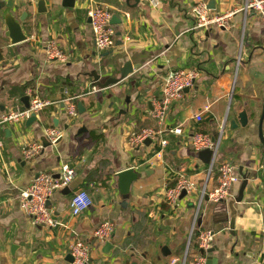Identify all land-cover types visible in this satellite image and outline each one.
I'll return each instance as SVG.
<instances>
[{
  "label": "crops",
  "instance_id": "1",
  "mask_svg": "<svg viewBox=\"0 0 264 264\" xmlns=\"http://www.w3.org/2000/svg\"><path fill=\"white\" fill-rule=\"evenodd\" d=\"M211 1L94 0L122 20L115 48L104 52L94 46L88 0H78L73 9L63 7V0H45L44 13H39V0H16L15 10H0V115L24 109L29 89L51 103L37 122L6 126L0 135V264H70V245L76 240L91 244L90 264H183L186 254L189 261L200 254L191 235L196 216L198 230L215 233L208 260L264 264V156L253 117L264 101V23L256 14L238 13L231 29L191 32L194 6ZM214 1V14L236 11L244 3ZM7 15L21 24L26 41L11 43ZM51 41L67 62L47 60ZM127 62L138 67L128 79L106 89L94 86L92 72L104 83L119 78ZM177 70L200 74L195 87L170 106L164 124L165 130L182 127L183 134L165 133L166 148L159 142L130 146L132 133L157 128L154 101L161 97L163 78ZM71 98H78L75 117L68 111ZM242 110L250 125L232 130L231 121ZM199 114L201 122L195 119ZM50 127L64 136L46 147ZM197 131L213 139L223 132L217 162L233 164L240 178L228 200L243 198L235 205L234 234L227 204L205 200L199 207L206 182L213 190L218 173L208 176L209 165L193 150L191 137ZM32 142L42 143L44 150L26 160L23 148ZM66 164L76 170L71 193L59 190L48 203L61 225L36 227L19 195L41 173L59 178ZM129 168L140 177L125 198L117 174ZM180 176L196 188L172 207L166 186H174ZM80 190L91 195L93 206L75 217L69 204ZM105 221L114 223L115 232L110 240L97 241L93 231Z\"/></svg>",
  "mask_w": 264,
  "mask_h": 264
},
{
  "label": "built area",
  "instance_id": "2",
  "mask_svg": "<svg viewBox=\"0 0 264 264\" xmlns=\"http://www.w3.org/2000/svg\"><path fill=\"white\" fill-rule=\"evenodd\" d=\"M91 2L89 10V18L91 19L92 33L94 46L98 52H104L115 48L117 42L116 26L112 25L113 12L102 4ZM157 7L158 4L154 3ZM193 13L195 16V23L190 30L191 32H198L209 29L213 26L225 30L233 27L232 19L238 14L242 13L245 16L256 14L264 23V0H244L243 5L236 11L225 12L222 14H214L209 9L205 2H200L194 6ZM48 61L67 62L68 56L61 51L56 42L48 43L45 50ZM200 78V74L196 70H177L170 72L165 76L160 85L161 97L154 101V109L152 118L157 124V128H144L132 133L128 138V144L132 147H137L145 143L147 140L152 142H159L162 148H166L168 141L163 138L165 133L182 135V127L173 129H164V124L168 117L170 106L180 100L186 90H191L195 87ZM96 87V86H95ZM94 87V92L97 88ZM27 95L30 98V106L28 109L9 111L0 115V135L6 126L21 124L29 120L33 115H38L51 105L48 101L41 100L36 92L32 89L27 90ZM78 98H71L68 100V111L71 117H75L76 100ZM197 122L202 121V115L195 117ZM46 138L50 145H57L63 138L64 133L57 127H50L45 131ZM223 132L217 139L203 134L202 132H195L191 137V145L195 153H200L204 150H211L214 152L211 164L208 167V176H211L215 170L218 173L217 186L213 190L207 189V182L199 197V207L207 200L213 204H220L227 202L231 196V189L240 180L236 173V168L230 162H217V154L219 144L222 139ZM1 148V144H0ZM44 150V145L40 142H32L23 148V156L26 160H32ZM76 177V170L70 165L66 164L62 167L59 178H55L53 174L41 173L35 177L29 187L22 191L19 195V202L23 211L31 218L34 226H43L53 228L61 225L56 221L54 212L48 207L53 195L66 187H68ZM195 184L185 176H180L177 182L172 187H167L165 190V198L168 204L172 207H177L181 201L183 192H186V197L195 191ZM70 211L75 217L82 215L93 206V199L91 195L85 191H78L70 201ZM196 216L191 235L197 237L198 248L200 254L192 261H189L186 254L183 264H207L208 251L212 249L215 241V233L210 230L200 231L197 228ZM115 232V225L110 221L102 222L94 231L93 238L97 241L110 240ZM92 246L82 240H76L70 245V255L73 262L70 264H90L91 262ZM203 252V253H202ZM174 260L172 264H176Z\"/></svg>",
  "mask_w": 264,
  "mask_h": 264
},
{
  "label": "water",
  "instance_id": "3",
  "mask_svg": "<svg viewBox=\"0 0 264 264\" xmlns=\"http://www.w3.org/2000/svg\"><path fill=\"white\" fill-rule=\"evenodd\" d=\"M15 2H16V0H9L7 2H5V1L0 2V10H3L5 8H7L11 11L15 10ZM77 2H78V0H63V7L73 9L76 7ZM38 8H39V13L46 12L45 0H39ZM208 9L210 11L216 10V1L212 0L210 2V4L208 5ZM5 19H6V26L8 29L6 36L8 38H10L11 43L13 45H16V44H19V43L26 41L27 36L24 34V31H23L21 24L18 21L14 20L12 15H7ZM89 22L91 23L90 18H89ZM111 23L114 26L122 25V20L120 18H118L117 16H113ZM120 34L121 33H119L118 35H120ZM137 68L138 67L134 66L131 62H127L122 67V69L120 70V77L119 78H109L104 83H101V77L98 75L97 72H92L91 76L95 80L94 86L99 87L101 89H106L110 86L119 84V83L123 82L124 80L128 79L134 73V71ZM188 91L189 90H186L185 92H188ZM22 102L25 105L24 109H28L30 106L29 97H24L22 99ZM78 109L80 111V114L86 113V110L84 109L82 103H78ZM253 114H254L253 117L255 119V122H257L258 138H259V141L261 143V146L263 149V156H264V101H263L261 111L259 113L254 111ZM37 119H38L37 116L33 115L27 121L28 126L37 122ZM55 124L57 126V122H55ZM249 125H250V118H249L248 112L246 110H242L238 114L237 119L231 121V129L232 130H236L239 127L246 129L249 127ZM152 143H153L152 140L149 139V140L145 141L144 144L147 146H150V145H152ZM49 145L50 144H45L46 147ZM213 155H214V152L211 150H204L198 154L199 158L207 165L211 164ZM263 170H264V166H263ZM139 177H140L139 174L136 172V170L134 168H129V169L124 170V171L117 174L120 192L125 198H127L129 196L132 184L134 182H136ZM63 191H64V193H67V194L71 193L69 190V187H66ZM186 195H187L186 192H183L181 199L182 200L185 199ZM242 199L243 198L240 197L238 200L233 199V200H230L227 202H222L224 204H227L228 209L230 211L231 219H230V223H229V230L232 234H234V230H235V226H236V218L238 216V212L235 209V205H236V203L241 202ZM107 246L109 247V244H107ZM213 251L214 250H209L208 253H211ZM69 261H70V263L73 262V259L71 256L69 258ZM215 263L216 262L214 260H208V262H207V264H215ZM134 264H136V263H134Z\"/></svg>",
  "mask_w": 264,
  "mask_h": 264
}]
</instances>
